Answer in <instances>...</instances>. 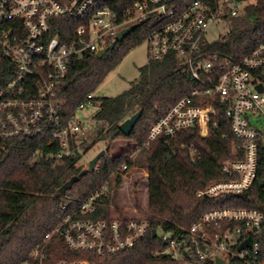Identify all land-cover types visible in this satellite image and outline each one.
I'll return each instance as SVG.
<instances>
[{"label":"built area","instance_id":"1","mask_svg":"<svg viewBox=\"0 0 264 264\" xmlns=\"http://www.w3.org/2000/svg\"><path fill=\"white\" fill-rule=\"evenodd\" d=\"M106 2L0 0V156L7 142L22 139L43 148L35 152L40 160L54 166L77 158L75 166L82 172L90 171L93 158H84L100 141L93 142L94 137L89 142L97 125L93 116L84 112L93 105L94 94H88L67 118L60 113L57 89L73 61L86 55L96 57L105 50L101 59L109 57L120 48L118 34L135 25V30L141 27L146 32L143 43L149 60L171 62L176 72L196 86L150 126L146 140L141 145L135 143V148L145 149L159 137L172 141L193 129L200 138H207L218 125L220 109L240 158L224 161L221 172L227 179L206 184L196 197L239 196L250 190L257 174L258 149L264 147V42L232 61L213 52L210 47L215 42L208 41L210 27L230 24L242 16L246 1L134 0L120 12ZM188 150L193 156L192 147ZM102 151L106 154L107 149ZM102 158L90 172L100 173ZM134 167L121 163L101 186L87 192V199L78 207H73L71 200L64 202L42 247L19 264H92L88 259L53 261L47 251L55 239L70 252L97 257L129 250L142 241L148 223L132 204L130 213L123 217L94 218L102 202L111 200L128 184L137 194L147 193L146 171L141 176L142 187L128 181ZM82 190L87 191L85 187ZM155 235L166 243L164 254L176 264H215L216 259L230 264L247 257L264 264L258 241L264 235V214L257 210L213 208L203 213L180 240ZM246 240L249 246L239 251Z\"/></svg>","mask_w":264,"mask_h":264},{"label":"trees","instance_id":"2","mask_svg":"<svg viewBox=\"0 0 264 264\" xmlns=\"http://www.w3.org/2000/svg\"><path fill=\"white\" fill-rule=\"evenodd\" d=\"M245 1L243 15L232 19L228 34L210 47L213 52L232 61L249 54L264 42V0ZM133 2L107 0L106 3L115 12H120ZM145 38L146 32L139 27L120 43L118 51L110 52L109 57L97 59L86 55L82 60L73 61L68 67L66 79L57 89L60 113L67 118L72 116L85 97L93 94L123 57L142 44ZM155 64L151 83L138 82L114 98L93 99L98 103L92 115L97 125L93 142H104L107 148L99 174L90 171L82 174L75 166L77 158L54 166L49 161L40 160L35 157V152L43 148L37 142L22 139L7 142L0 156V264H19L36 248L42 247L44 236L54 227L64 202L71 200L73 207H78L87 199V192L101 186L109 172L121 163L135 166L127 155L130 152L128 148L112 155L111 146L117 141H134L141 145L150 126L196 87L176 72L171 62ZM138 111H142L140 119L131 134L124 136L119 130L120 124ZM217 122V127L212 128L207 138H200L193 129L180 133L172 141L159 137L140 150L143 165L137 168L148 174L146 203L139 202L135 195L132 206L148 223V231L142 241L129 250L97 257L89 253L70 252L55 239L47 251L53 256L52 260L88 259L92 264H176L164 254L166 243L153 236L152 230L180 240L203 213L213 208L230 206L264 214L263 146L258 149L257 174L250 190L239 196L196 197L197 191L206 184L227 179L221 172L224 161L240 158L220 109ZM189 147H192L193 156ZM75 178L78 180L70 190L60 196V188ZM82 187L87 191H83ZM119 203L115 196L111 200L105 199L94 218L110 220L127 215L128 206H120ZM258 241L264 255V235ZM246 259L230 264H259L251 257Z\"/></svg>","mask_w":264,"mask_h":264},{"label":"rangeland","instance_id":"3","mask_svg":"<svg viewBox=\"0 0 264 264\" xmlns=\"http://www.w3.org/2000/svg\"><path fill=\"white\" fill-rule=\"evenodd\" d=\"M230 27V24L212 25L208 33V41L210 43L216 42L219 37L228 34V32L230 31ZM155 67V62L150 61L147 57L146 44H140L139 46L131 49L123 57V59L116 66V68L109 73V75L105 78L102 84L93 93L94 98H114L127 91L132 85H135L138 82L147 81L151 83V73ZM97 108L98 103L94 102L93 105L84 112V115H86L87 117H92V112H94ZM94 137L95 133L91 134L89 142H92ZM135 143L136 142L134 141H117L114 143V145L111 146L110 154H116L122 151V149H129L130 152L127 155L135 165V169L132 170L131 178L128 179V181L132 183L131 185L138 182V187H142L141 176L143 170L137 168V166L141 167V165H143V158L139 154L140 151L135 148ZM98 149H101L99 150V152L107 149L105 143L98 142L97 144H95L93 148L87 153L86 157L84 158V161L91 157L93 158L97 154ZM135 195H137L139 202L141 200V203H146V194L142 195L141 191H139L138 194H135L133 188H129V184L125 190L117 192V194L114 196L119 200L120 206L127 205L128 207H130V204H134L133 199ZM141 203L140 205H142ZM130 208L127 209L128 213H130ZM138 215H140L139 211ZM157 234L158 236L161 235L160 232H158Z\"/></svg>","mask_w":264,"mask_h":264},{"label":"water","instance_id":"4","mask_svg":"<svg viewBox=\"0 0 264 264\" xmlns=\"http://www.w3.org/2000/svg\"><path fill=\"white\" fill-rule=\"evenodd\" d=\"M137 28V26H131L123 31H121L118 36H117V41L119 43H122L124 41V39L129 36L135 29ZM115 44H112L110 46V50L113 49ZM106 50L105 51H101L99 52L96 57L97 59H101L105 56L106 54ZM261 91V87L258 88ZM142 115V111H138L136 112L134 115L130 116L129 118H127L125 121H123L120 126H119V130L120 132L128 137L131 132L133 131L136 123L138 122V120L140 119ZM105 152L104 151H100L95 157H93V159H91V161L89 162V170L91 171L93 169V167L95 166V164L104 156ZM86 172H82V174H85ZM78 180V178L75 179H71L70 181H68L67 183H65L59 190V195L63 196L65 194V192H67L68 190H70V188L72 187V185ZM152 235L155 236L156 232L155 230L151 231ZM249 246V241L246 240L244 241L238 248L239 251H242L244 249H246ZM223 261L220 259H216V263L215 264H222Z\"/></svg>","mask_w":264,"mask_h":264}]
</instances>
